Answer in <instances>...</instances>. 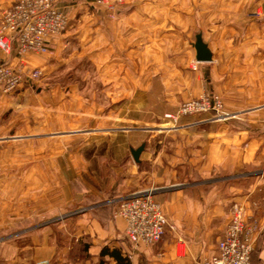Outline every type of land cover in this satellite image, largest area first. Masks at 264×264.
Instances as JSON below:
<instances>
[{"label": "crops", "instance_id": "0c3cea01", "mask_svg": "<svg viewBox=\"0 0 264 264\" xmlns=\"http://www.w3.org/2000/svg\"><path fill=\"white\" fill-rule=\"evenodd\" d=\"M16 1L0 0V19ZM67 1L63 5L67 13L72 19L82 13V24L76 28L71 25L61 38L51 39L47 56L19 58L16 42L9 53L0 49V65L7 64L22 73V81L13 92H5L0 85V218L8 215L11 198L16 197L14 202L21 207L26 204L17 197L22 196V186L18 188L22 179L15 183L16 190L9 186L13 183L7 176L11 169L19 171L20 178L35 176V202L43 207L44 161L49 157L53 162L60 160L57 151L44 153V143L54 147L61 129L77 127L71 114L80 112L79 107L89 115H101L103 120L95 121L94 128H107L102 107L81 97L76 100L72 92L69 99L56 86L46 90L42 81L27 75L35 68L43 73V79L50 77L74 39L80 40L81 53L106 71L102 75L107 82L105 95L115 104L130 101L133 111L140 107L153 113L173 111L181 102L205 92L236 98L240 103L229 104L238 107L264 98V0H167L178 1L180 8L167 4V25L155 24L147 16L141 18L145 16H141V10L110 20L105 10L79 5L93 0ZM252 10H259V19L246 16ZM194 24L209 42L212 62L196 61L194 43L189 41ZM65 118L67 124H60ZM186 120L189 117L182 122ZM247 124L240 128L199 120L187 123L186 127L193 125L189 131L165 135L163 152L148 154L143 160L158 162L163 155L167 184L177 183L182 174L201 179L216 177L208 191L203 187L199 190V194L209 195L208 200L204 195L195 199L198 188L180 190L178 200L167 195L160 198L175 229L153 246L131 245L125 235L126 222L120 216L106 230L92 220L90 231L84 234L92 243L89 250L68 264H117L115 259L101 256L104 247L118 249L129 264H201L217 253L234 204L244 206L247 223L256 227L252 264H264V176H260L264 170V117H250ZM150 131L132 129L133 133ZM29 148L34 151L31 156ZM29 159L34 164L28 169ZM54 167L58 171V165ZM141 173L147 175L149 171ZM23 191L24 195L28 190ZM40 260L49 262L46 258Z\"/></svg>", "mask_w": 264, "mask_h": 264}, {"label": "rangeland", "instance_id": "374dc122", "mask_svg": "<svg viewBox=\"0 0 264 264\" xmlns=\"http://www.w3.org/2000/svg\"><path fill=\"white\" fill-rule=\"evenodd\" d=\"M65 2L68 1L57 0V5L68 16L70 24L62 35L55 38H61L71 25L76 28L82 24V13H78L72 19L66 7L63 6ZM80 4L87 5L88 10L91 6L99 11L105 10L106 17L110 20L119 19L131 11L141 10V16L145 15L141 18L145 19L147 16L153 19L155 24L166 25L167 4L176 5L171 8L180 10L178 1L172 3L167 0H93L89 3L80 2ZM258 11H249L246 16L253 20L259 19L261 14ZM199 33L203 34L202 29L198 24H194L189 41L192 40V43H195L196 35ZM203 38L209 44L204 35ZM71 45L73 46L70 47V51H67L64 58L60 59L47 79H43V73L35 68L26 74L33 80L42 81L46 90L56 86L61 88L69 99L72 98L70 96L72 92L76 94V100L81 97L85 102L102 107L105 112L103 115H107L105 118L108 120L107 128L103 130L94 128V122L101 120V115L95 112L89 115L82 112L83 109L79 107L80 112L71 114L77 127L61 129V135L56 139L59 143L54 147L50 142L45 141L44 153L47 155L57 151L60 160L53 162L49 157L44 161L42 208L35 202V176L20 178L19 171L15 172L12 169L9 171L7 176L13 179V183L9 186L15 188L14 190L17 189L15 183L22 179L18 184V188L22 186L20 187L22 196L17 197L18 200H26V204L21 207L14 202L16 197L11 198L13 202L7 208L8 215L0 218V264H32L43 258L49 259V264H68L71 259H77L80 253L84 254L89 250L92 243L84 234L90 231L92 220H96L104 230L111 222L116 221L118 198L137 191L154 190L156 200L163 205L160 199L163 196H173L175 200H178L176 197L180 195V190L198 188V192L194 191L195 199L199 200L204 195V200H208L209 195L199 194V190L203 187L206 192L215 184L216 177L201 179L193 174L188 176L182 174L177 183L167 184V177L164 176V167L167 163L163 155L158 162L153 159L143 160L149 156L148 154L153 155L156 151L163 152L165 135H170L171 132L172 135L189 131L193 125L186 127L187 123L206 121L210 116H192L185 123L181 121L182 123L176 124L174 128V122L167 116L174 114L184 101L177 109L165 113L148 112L147 109H142L143 107H140L139 111L137 109L133 111L130 101L113 103L103 92L107 82L102 75L106 71H101L98 65L81 53L79 39H74ZM49 51L48 47V52L42 56H47ZM195 66H193L194 70H196ZM36 71L38 76L33 78ZM204 95L219 98L223 104L222 112L229 114V117L221 114L227 118L226 120L216 119L207 122H215L220 126L235 124L244 128L248 125L250 117H264V98L238 107L229 104L230 102L240 103L236 98L211 92H205L201 96ZM201 96L188 100L198 99ZM87 106L90 107V103ZM65 119L60 124H67L68 119ZM133 128H147L151 131L150 133H133ZM99 131L102 133L99 134ZM47 133L50 132L44 134ZM143 143H146V146L141 155V164H137L131 154V148L137 149ZM33 152L32 148H29L30 156ZM28 161L29 169L34 161L33 159ZM52 165H58V171L55 167L52 169ZM146 170L149 171L147 175L141 173ZM153 174L157 176L153 177ZM260 176H264V170ZM23 189L28 190L24 195ZM15 195L13 193V196ZM7 201H10V198H7ZM92 231L97 232L94 228Z\"/></svg>", "mask_w": 264, "mask_h": 264}, {"label": "built area", "instance_id": "2783aa9c", "mask_svg": "<svg viewBox=\"0 0 264 264\" xmlns=\"http://www.w3.org/2000/svg\"><path fill=\"white\" fill-rule=\"evenodd\" d=\"M69 18L57 5V0H17L3 12L0 22V49L9 53L14 42L19 58L43 55L48 42L62 35L69 26ZM22 64H24L22 62ZM40 73V72H39ZM38 76L36 71L33 78ZM22 81V73L7 64L0 65V85L5 92H13ZM221 100L214 96H201L184 102L167 118L173 127L184 118L208 115V120H226ZM225 116H223V115ZM118 216L126 222L125 235L135 248L161 243L169 231H174L155 198L154 190H142L117 199ZM256 227L247 223L243 205L234 204L231 219L218 244L217 253L201 264H252ZM32 264H49L39 261Z\"/></svg>", "mask_w": 264, "mask_h": 264}, {"label": "water", "instance_id": "95a60500", "mask_svg": "<svg viewBox=\"0 0 264 264\" xmlns=\"http://www.w3.org/2000/svg\"><path fill=\"white\" fill-rule=\"evenodd\" d=\"M193 47L196 50V61L199 63H207V62H212L213 61V53L210 50L208 44L205 42L203 38V34L199 33L196 35V40L195 43L193 44ZM145 149V144H142L139 148L137 149H131V154L134 158V161L139 164L140 161V156L142 152Z\"/></svg>", "mask_w": 264, "mask_h": 264}, {"label": "trees", "instance_id": "16d2710c", "mask_svg": "<svg viewBox=\"0 0 264 264\" xmlns=\"http://www.w3.org/2000/svg\"><path fill=\"white\" fill-rule=\"evenodd\" d=\"M102 257H109L116 260L117 264H129V259L123 257L118 249L111 250L109 247H104L101 251Z\"/></svg>", "mask_w": 264, "mask_h": 264}]
</instances>
